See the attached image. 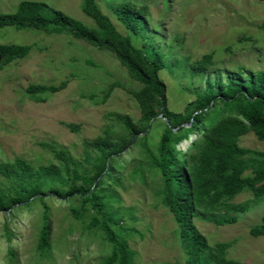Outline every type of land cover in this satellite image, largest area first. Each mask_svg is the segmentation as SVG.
Returning <instances> with one entry per match:
<instances>
[{
	"label": "rangeland",
	"instance_id": "374dc122",
	"mask_svg": "<svg viewBox=\"0 0 264 264\" xmlns=\"http://www.w3.org/2000/svg\"><path fill=\"white\" fill-rule=\"evenodd\" d=\"M22 1L43 2L96 29L82 12V0H0V14L14 13ZM94 1L135 48L164 54L165 68L159 77L166 87L167 106L173 112L181 113L195 93L204 90L207 81L238 80L240 68L264 73V0ZM122 2L148 7L147 28L135 34L124 29L112 10ZM0 45L31 48L25 58L0 69V162L20 158L34 167L45 166L54 162L42 146L50 143L82 161V142L97 137L108 126L116 127L117 115L139 119L136 102L124 90L137 84L109 52L66 33L46 34L11 26L0 28ZM210 53L213 66L204 74L190 77L187 65ZM64 80L68 81L66 88L44 94V102L30 100L25 92L29 84L58 85ZM111 83L122 87L115 88L107 102L98 105ZM63 124L78 125L79 130L72 132ZM161 130V122L152 125L147 135L151 149H155ZM239 145L264 151V142L252 133L241 137ZM120 159L125 170L121 187H116L120 201L114 209L119 208L123 226L134 230L127 239L135 253L134 264H185L178 228L155 196L158 184L149 178L143 183L132 177L136 161L143 160L140 149L129 148ZM46 198L52 222L51 258L39 259L35 252L41 223V208L36 203L11 216L0 212V264H10L8 249L16 255L17 264H99L109 254V246L70 216L72 202L55 196ZM232 203L247 205L243 213L235 214V223L219 226L195 217V226L208 245L229 243L228 259L240 264H264V236L249 234V228L259 224L264 215V199L255 200L251 193L244 192ZM5 223L13 234L9 241L3 230Z\"/></svg>",
	"mask_w": 264,
	"mask_h": 264
},
{
	"label": "trees",
	"instance_id": "16d2710c",
	"mask_svg": "<svg viewBox=\"0 0 264 264\" xmlns=\"http://www.w3.org/2000/svg\"><path fill=\"white\" fill-rule=\"evenodd\" d=\"M82 1V12L96 29L36 1H22L14 13L0 14V28L66 33L109 52L137 84L136 88L124 90L136 102L140 117L134 121L117 115L116 127L108 126L97 137L84 140L82 161L50 143L42 146L54 162L45 166L34 167L20 158L0 162V212L11 216L39 204L41 223L35 252L39 259L48 260L53 244L46 197L70 201V216L109 246V254L99 264H134L135 253L127 240L134 230L123 226V216L114 205L120 201L116 187H121V173L125 170L121 154L138 147L143 160L136 161L132 177L143 183L149 178L158 184L155 196L178 228L185 264H240L227 258L229 243L208 245L193 220L198 217L219 226L232 224L236 222L235 214L247 209L245 203H232L235 197L249 192L255 200L264 199V151L239 145L241 137L248 133L264 142V73L240 68L238 80L207 81L204 90L197 91L181 113L173 112L167 106L166 87L159 77L165 68L164 54L135 48L94 0ZM112 10L125 30L135 34L147 28L146 5L122 2ZM30 49L24 45H0V69L25 58ZM213 64V55L205 54L189 63L187 71L194 77L206 73ZM67 83L29 84L25 92L30 100L44 102V94L60 92ZM121 87L119 83L109 84L96 103L105 104L114 89ZM159 115L167 123L157 118ZM156 122H161L162 130L155 149H151L147 135ZM63 125L72 132L79 130L78 125ZM3 230L9 241L13 234L6 223ZM249 234L264 236V215L259 224L249 228ZM7 254L9 263L17 264L14 252L8 249Z\"/></svg>",
	"mask_w": 264,
	"mask_h": 264
},
{
	"label": "water",
	"instance_id": "95a60500",
	"mask_svg": "<svg viewBox=\"0 0 264 264\" xmlns=\"http://www.w3.org/2000/svg\"><path fill=\"white\" fill-rule=\"evenodd\" d=\"M0 60H1V57H0ZM157 118H161L164 122H166V119L164 118V117H162L161 115H159V116H157ZM152 121V120H151ZM151 121H150V123H151ZM149 123V124H150ZM167 123V122H166ZM186 126V125H185ZM184 144H187V142H183L182 143V145H184Z\"/></svg>",
	"mask_w": 264,
	"mask_h": 264
}]
</instances>
